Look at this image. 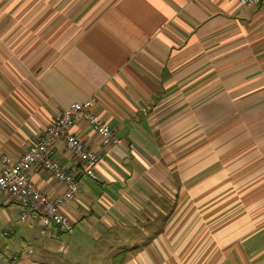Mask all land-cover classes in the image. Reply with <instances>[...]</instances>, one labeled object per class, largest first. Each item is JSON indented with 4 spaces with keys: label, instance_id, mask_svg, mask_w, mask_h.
<instances>
[{
    "label": "crops",
    "instance_id": "1",
    "mask_svg": "<svg viewBox=\"0 0 264 264\" xmlns=\"http://www.w3.org/2000/svg\"><path fill=\"white\" fill-rule=\"evenodd\" d=\"M87 100L119 144L82 118L71 126L99 158L93 181L54 142L51 157L78 175L62 208L72 229L20 224L2 197L0 264L92 249L103 264H264V7L0 0V171ZM29 181L48 198L63 191L38 168Z\"/></svg>",
    "mask_w": 264,
    "mask_h": 264
},
{
    "label": "built area",
    "instance_id": "2",
    "mask_svg": "<svg viewBox=\"0 0 264 264\" xmlns=\"http://www.w3.org/2000/svg\"><path fill=\"white\" fill-rule=\"evenodd\" d=\"M241 7H264V0H237ZM92 100L73 103L65 108L38 137L36 142L18 158L1 157L0 199L7 197L18 208L20 224H34L42 230L55 228L61 234H68L72 223L63 214L62 208L78 194L77 174L67 172L51 157L54 142L61 140L65 148L83 165V174L96 181L95 166L99 161L97 155L70 133L75 121L82 118L102 140L103 145H118L114 131L106 126L100 118L90 112ZM33 168L43 170L62 184L63 191L55 198H48L29 181ZM5 262L16 260L11 256Z\"/></svg>",
    "mask_w": 264,
    "mask_h": 264
},
{
    "label": "rangeland",
    "instance_id": "3",
    "mask_svg": "<svg viewBox=\"0 0 264 264\" xmlns=\"http://www.w3.org/2000/svg\"><path fill=\"white\" fill-rule=\"evenodd\" d=\"M13 249H15V247L7 248L6 252L9 255V256L8 255L6 256L7 258L11 257ZM103 257L104 256L101 255V252L99 251V249H92L91 254L86 253V255H84V253L82 254L72 253L70 258L69 256L67 257L68 261L63 262V264H103L104 263ZM24 258L25 257H23V259Z\"/></svg>",
    "mask_w": 264,
    "mask_h": 264
},
{
    "label": "trees",
    "instance_id": "4",
    "mask_svg": "<svg viewBox=\"0 0 264 264\" xmlns=\"http://www.w3.org/2000/svg\"><path fill=\"white\" fill-rule=\"evenodd\" d=\"M122 259H123V258H121V260H119V261H122ZM119 261H118V262H119ZM118 262H117V263H118Z\"/></svg>",
    "mask_w": 264,
    "mask_h": 264
}]
</instances>
